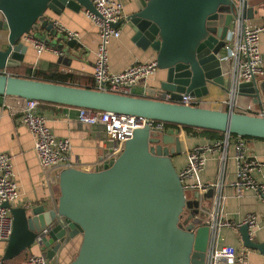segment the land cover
I'll list each match as a JSON object with an SVG mask.
<instances>
[{"label": "water", "instance_id": "95a60500", "mask_svg": "<svg viewBox=\"0 0 264 264\" xmlns=\"http://www.w3.org/2000/svg\"><path fill=\"white\" fill-rule=\"evenodd\" d=\"M133 2L135 10L126 17L132 40L156 52V69L165 71L158 88L121 95L4 73L23 60L28 46L21 38L27 33L39 32L43 41L48 37L46 44L60 46L64 53L77 44L54 27L47 11L95 10L91 0H0V29L5 25L7 30L0 47V95L264 139V116L180 103L183 96L207 95L210 85L228 92L219 57L231 14L218 10L231 5L230 0ZM263 91L264 74L238 84L234 94L260 102ZM180 152L177 137L151 134L145 126L134 129L121 152L101 169L62 168L53 209L4 203L13 225L2 258L25 253L41 233L44 254L52 260L69 239L80 235L77 253L67 264H204L209 227L196 218L202 214L201 202L213 192H194L186 199L172 161ZM184 209L190 215L183 218ZM237 231L244 248L264 255V242L253 240L246 223Z\"/></svg>", "mask_w": 264, "mask_h": 264}, {"label": "crops", "instance_id": "0c3cea01", "mask_svg": "<svg viewBox=\"0 0 264 264\" xmlns=\"http://www.w3.org/2000/svg\"><path fill=\"white\" fill-rule=\"evenodd\" d=\"M124 6L126 15L135 10L134 0H120ZM249 23L252 25H264V0H248ZM51 21H56L66 30L77 33L76 45L64 53L58 48L46 44L39 32L36 34L48 48L36 50L29 43L24 53L23 60L18 66L7 69L23 72L27 69L47 71L54 67L57 71L74 75L81 84H90L92 71L95 62V52L99 41L97 30L86 14V10L78 12L70 9H63L60 14L47 11ZM0 20L2 15L0 13ZM120 35L118 38H111L107 46L108 66L111 72L117 73L127 68L133 62H149L155 60L156 52L150 47L140 48L132 40L134 35L133 27L125 21L119 25ZM61 32V31H59ZM6 26L0 29V47L5 44ZM67 35L65 32H61ZM68 36V35H67ZM259 50L264 62V33L259 36ZM65 47H63L64 49ZM7 72V71H6ZM9 74V72H7ZM165 71L158 70L140 82L133 88V95H144L148 88H158L159 82L164 78ZM228 93L214 85L209 86L207 95L198 99L200 106L228 110L224 103L228 100ZM260 102L253 97L236 95V103L242 107L251 106L255 111L264 106V91L260 93ZM21 99L11 96L0 95V151L8 153L12 165L13 179L18 185V196L12 206H44L46 209H53L58 197V186L56 179L58 172L53 171L50 180L47 181L39 167L37 156L33 149L34 137L32 133L22 124L19 117ZM40 111L47 117V125L57 138H67L71 144L69 153L70 161L77 168L95 169L101 155L109 150L112 142L108 139L103 126L100 124L86 125L77 118V108L61 105H40ZM249 113V112H247ZM167 134L177 137L180 142L179 154L173 156V164L178 171L186 163V151L196 145L207 146L213 141L204 137L187 136L184 132L170 130ZM246 152L249 158L258 162H264V140L245 139ZM205 165L198 175L200 182L217 181L219 175L218 154L206 151ZM100 168V166H99ZM236 172V161L232 145L228 148V158L222 182L225 183L227 198L224 202V216L228 225L218 229V244L233 245L239 249L241 245L240 234L237 227L233 226L242 222L244 217L251 213L256 216L257 223L251 229V237L256 242H264V199L259 198L251 188L245 189L243 196L237 197L234 188L229 182L234 181ZM252 179L257 183H264V166L252 168L250 173ZM211 208V197L201 202L199 210L202 214L196 220L200 221L206 217ZM190 215V211H187ZM80 235L69 239L62 246L55 256V264H67L77 253L80 244ZM4 244H0L2 253ZM33 253H45L43 245H33L29 249ZM245 264H264V255L259 251L248 249L245 256Z\"/></svg>", "mask_w": 264, "mask_h": 264}, {"label": "built area", "instance_id": "2783aa9c", "mask_svg": "<svg viewBox=\"0 0 264 264\" xmlns=\"http://www.w3.org/2000/svg\"><path fill=\"white\" fill-rule=\"evenodd\" d=\"M231 5L223 6L218 14H231V20L222 39L221 63L222 74L226 78L228 88V100L225 107L237 112H249L250 114L264 116V106L253 110L251 106L242 107L236 103L234 91L238 84L250 81L256 75L264 74V62L259 50V36L264 33V25H252L248 20V0H230ZM95 13L86 11L97 30L99 41L95 52V62L92 71V88L100 91L112 92L121 95H132L133 88L156 71L154 61L133 62L124 70L113 73L108 66L107 46L111 38L120 35L119 25L127 20L123 3L120 0H91ZM49 19V17H48ZM50 20V19H49ZM51 21V20H50ZM58 31L65 32L69 38H76L77 33L66 30L56 21H51ZM218 26V25H217ZM217 26H213L216 29ZM21 40L29 43L40 51L48 46L36 36V33L25 34ZM4 73L8 74L6 70ZM33 68L31 72H33ZM167 97V96H166ZM20 99V98H19ZM199 98L183 96L182 104H199ZM19 119L34 137L33 149L37 156L38 164L47 181L50 180L53 171L59 172L64 167H75L70 161L69 153L71 144L67 138H57L47 125V117L40 111V102L33 99H21ZM78 120L86 125L100 124L112 142L109 150L103 153L95 165V169H101L109 157H116L122 150L124 142L130 137L132 131L137 128L149 127L150 133L161 136L167 134L163 122L154 121L142 116L124 115L111 112H103L86 108H77ZM182 133V130H178ZM244 138L224 133L220 140H215L211 145H196L186 151V163L179 169L186 199H192L193 193L199 195L212 190L211 208L200 224L209 227V240L205 252L204 264H245L247 248H237L233 245H219L218 229L229 222L224 216V202L227 198L225 183L222 182L228 148L232 145L236 161L235 179L229 182L234 188L237 197L243 196L247 188H251L255 194L264 199V183L255 182L250 173L252 168L264 166V162H258L249 158L246 152ZM206 151L218 154L219 175L214 182H200L198 175L205 165ZM100 166V168H99ZM18 196V185L13 179L12 165L8 153L0 151V244H5L12 231V215L4 203L13 205ZM200 208V207H199ZM184 209L183 218L188 214ZM252 227L257 223L254 214H247L242 222ZM240 223L233 225L237 227ZM42 234L38 233L33 245H40ZM32 245V246H33ZM20 264H55V259H48L44 253H33L27 250ZM0 264H14L13 260H5L0 253Z\"/></svg>", "mask_w": 264, "mask_h": 264}, {"label": "trees", "instance_id": "16d2710c", "mask_svg": "<svg viewBox=\"0 0 264 264\" xmlns=\"http://www.w3.org/2000/svg\"><path fill=\"white\" fill-rule=\"evenodd\" d=\"M6 71L9 72V74L13 76H21V77L56 82V83H61V84H70V85H75V86L92 88V81L90 82V84H81L74 75L69 74V73L59 72L54 67H52L50 70H47V71L34 70L33 72H31L30 69H27L23 72H17L15 70L12 71L10 69H6ZM40 105L46 106V105H58V104L40 102ZM193 105H198V104H193ZM164 126L166 129H170L174 131L182 130L187 136L204 137L210 140H220L224 136L223 132L215 131V130L201 129V128L189 127V126H179V125L170 124V123H164ZM231 135L232 137L236 136L234 134H231ZM242 138L261 139V138H255V137H247V136H244ZM261 140H264V139H261ZM23 254L19 255L16 258L21 257ZM16 258L11 259V260L14 261Z\"/></svg>", "mask_w": 264, "mask_h": 264}, {"label": "rangeland", "instance_id": "374dc122", "mask_svg": "<svg viewBox=\"0 0 264 264\" xmlns=\"http://www.w3.org/2000/svg\"><path fill=\"white\" fill-rule=\"evenodd\" d=\"M222 110H223V109H222ZM24 256H25V255L23 254L21 257L16 258V259L13 261V263H14V264H20L21 259H22Z\"/></svg>", "mask_w": 264, "mask_h": 264}]
</instances>
